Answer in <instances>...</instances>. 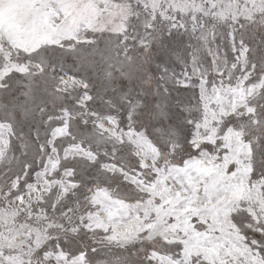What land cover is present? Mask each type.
Listing matches in <instances>:
<instances>
[{
    "label": "rangeland",
    "instance_id": "1",
    "mask_svg": "<svg viewBox=\"0 0 264 264\" xmlns=\"http://www.w3.org/2000/svg\"><path fill=\"white\" fill-rule=\"evenodd\" d=\"M144 3L0 0L5 264H264V27L245 0Z\"/></svg>",
    "mask_w": 264,
    "mask_h": 264
},
{
    "label": "snow or ice",
    "instance_id": "2",
    "mask_svg": "<svg viewBox=\"0 0 264 264\" xmlns=\"http://www.w3.org/2000/svg\"><path fill=\"white\" fill-rule=\"evenodd\" d=\"M140 2L143 4L145 10H147V4L144 3V0H140ZM254 3L255 0H245V7L248 10V21L251 23H256L259 19L261 27H264V5L257 4L255 7H251V4ZM108 6L111 7L112 5L109 4ZM139 15L140 13L137 12L138 18ZM172 27H175V25L173 24ZM241 27H244V25L242 24ZM167 34H171L170 30ZM241 44L243 45L242 51L247 53L249 46L244 44L243 39H241ZM248 115L251 117L249 124L252 125V131L245 140V143L248 145V155L245 157L243 163L247 167L248 190L250 193L259 196L258 204L260 207L264 208V119H261L256 114L255 109H250ZM188 122L192 123L191 120ZM130 131H134V129ZM249 211L256 220H259L260 215H264V212L258 214L255 208H250ZM258 230L264 232V229ZM253 243L255 244L259 242L254 239ZM95 251L96 249L93 248V252ZM61 255H64V253H61ZM145 259H152V257L149 255L146 256ZM0 264H5V262L0 259ZM128 264H131V262L129 261Z\"/></svg>",
    "mask_w": 264,
    "mask_h": 264
}]
</instances>
